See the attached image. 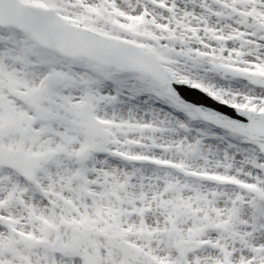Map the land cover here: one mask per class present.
<instances>
[{
	"label": "snow or ice",
	"instance_id": "1",
	"mask_svg": "<svg viewBox=\"0 0 264 264\" xmlns=\"http://www.w3.org/2000/svg\"><path fill=\"white\" fill-rule=\"evenodd\" d=\"M0 264H264V0H0Z\"/></svg>",
	"mask_w": 264,
	"mask_h": 264
}]
</instances>
